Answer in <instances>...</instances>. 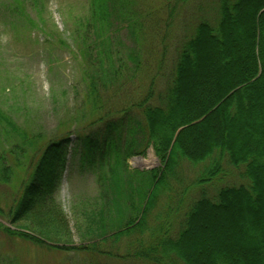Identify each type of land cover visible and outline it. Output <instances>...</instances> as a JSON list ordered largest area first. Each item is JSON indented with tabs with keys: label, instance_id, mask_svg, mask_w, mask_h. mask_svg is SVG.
Listing matches in <instances>:
<instances>
[{
	"label": "trees",
	"instance_id": "obj_1",
	"mask_svg": "<svg viewBox=\"0 0 264 264\" xmlns=\"http://www.w3.org/2000/svg\"><path fill=\"white\" fill-rule=\"evenodd\" d=\"M30 6L43 23L40 0H1L0 27L14 33L37 29ZM152 12L138 0H90L87 16L76 22L77 48L87 66V101L76 120L95 118L81 129L47 142L41 135L30 137L4 112L0 98V199L15 167L23 166L21 156L30 159L26 149L35 151L21 198L7 214L0 201V217L11 216L13 223L33 217L39 237L3 225L0 232L50 250L73 245L61 210H50L44 220L35 211L57 189L75 135L81 168L98 175L100 202L108 213H83L85 224L77 226L92 244L76 252L99 254L102 245L119 250L123 244L124 255L107 254L143 264H264V0H219L215 22H201L181 45L158 104L154 82L140 99L141 36L149 20L159 25ZM168 17L174 19L173 10ZM125 35L136 45L122 53ZM129 85L127 94L135 100L108 109L106 97L119 96ZM150 148L162 168L131 170L129 159L145 157ZM184 162L204 166L192 187L202 191L190 195L186 213L181 206L170 208L175 199L186 205L187 195L175 191ZM222 163L241 171L244 183L223 186L211 196L204 186L226 178ZM164 196L168 210L156 214Z\"/></svg>",
	"mask_w": 264,
	"mask_h": 264
},
{
	"label": "rangeland",
	"instance_id": "obj_2",
	"mask_svg": "<svg viewBox=\"0 0 264 264\" xmlns=\"http://www.w3.org/2000/svg\"><path fill=\"white\" fill-rule=\"evenodd\" d=\"M40 1L44 6L41 10L43 23L39 21L34 7L30 6L29 9L39 25L37 29L14 33L16 31L5 28L4 24H1L0 98L2 106L8 111L4 112L20 125L21 130L28 133L30 137L41 135L44 142H47L75 128L81 129L87 125L88 121L95 119L92 117L85 122L82 118L76 120V117H80L84 103L87 101L85 100L87 83L83 74L87 66L80 57L74 30L76 22L87 16L90 0ZM138 1L143 10L153 11V17L159 19V25L156 20L154 24L150 23V20L146 24L147 31L143 30L141 36L142 55L140 57V99L147 96L151 83L154 82L153 102L158 104L161 95L167 89L168 79L173 72L181 45L186 37L192 36L201 22H215L219 14V0H191L186 5L179 0ZM170 10H173L174 19L168 17ZM60 40H63L65 45H62ZM122 43L123 47H120L122 53H127L126 49L136 45L127 35L122 37ZM114 52L116 55L118 50L115 49ZM163 53L165 58L161 61ZM129 87L130 85L119 96H107L106 107L113 108L117 104L116 108L119 109V105L125 106L132 103L135 99L130 100L127 92L130 93L132 88ZM76 140L74 135L67 162L59 173L60 182L57 189L35 211V217L38 220H44V215L50 210L53 214L54 211L61 210L70 223L73 245H58L65 247L66 251L50 250L32 242L10 238L0 232V264H143L113 258L107 254L118 255L125 251L126 247L122 246L123 244L119 246V250L112 249L110 244L102 245L99 254L87 255L74 250L84 244L86 246L92 244V241L87 242L84 228L78 229L77 226L85 224L83 213L96 214L99 210H107L104 203L100 202L102 186L98 181V175L81 168L80 149L76 145ZM25 152L30 153V159H25L26 155L21 156L20 163L22 162L24 167H15L11 186L4 189L0 199L6 214L9 206L14 205V199L21 198L23 188L28 183L29 175L33 170L30 164L33 159L35 162V156H33L35 151L28 148ZM127 163L131 170L140 172L162 168L152 148L147 151L145 157H133ZM203 168V165L193 167L190 163H182L178 169L181 185L177 186L175 191L176 195H187L186 205L185 207L179 205V200L175 199L171 209L181 206L180 210L183 209L182 212L186 213L190 195L196 191L198 195L202 191L201 188L193 189L192 187L200 177ZM222 168L227 175L226 178L213 186H204L211 196L216 189L223 186L244 183L240 176L241 171L231 168L226 163H222ZM163 195H174V193ZM167 204L168 199L164 196L156 214L167 211ZM105 214L108 216L106 211ZM33 219L32 217L29 222L13 223L11 216L4 215L0 217V225L13 231L39 237V229L32 226ZM98 221V219L95 220V222ZM218 228H222L221 225ZM205 236L209 238L211 235L206 233ZM43 241L46 242V239ZM98 241L95 240L94 243L97 244ZM44 244L55 246L53 243ZM122 255H124L123 252Z\"/></svg>",
	"mask_w": 264,
	"mask_h": 264
}]
</instances>
